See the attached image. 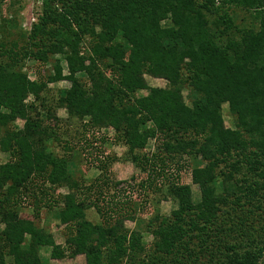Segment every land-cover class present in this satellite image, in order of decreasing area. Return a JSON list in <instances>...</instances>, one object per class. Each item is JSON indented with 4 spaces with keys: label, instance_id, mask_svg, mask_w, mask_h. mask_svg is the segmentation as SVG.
<instances>
[{
    "label": "trees",
    "instance_id": "1",
    "mask_svg": "<svg viewBox=\"0 0 264 264\" xmlns=\"http://www.w3.org/2000/svg\"><path fill=\"white\" fill-rule=\"evenodd\" d=\"M21 1L0 0V10ZM18 29L15 18L1 19L0 153L10 160L0 164V264H43V248L53 260L84 256L86 264H261L264 0H42L31 30ZM27 61L52 71L32 80ZM147 75L167 87H149ZM61 82L69 87L53 97L50 86ZM224 105L234 128L226 127ZM58 109L83 134L61 133ZM101 130H112L147 173L143 190L177 205L171 214L140 222L128 211L127 183H115L110 195L106 173L90 185L76 176L79 136L83 155L106 170L103 147L85 146L87 133ZM186 157L205 163L191 172L197 203L183 182ZM40 182L48 193L67 190L55 210L64 245L21 216L26 195L36 200V217L39 204L56 208ZM91 209L101 224L87 218Z\"/></svg>",
    "mask_w": 264,
    "mask_h": 264
},
{
    "label": "rangeland",
    "instance_id": "2",
    "mask_svg": "<svg viewBox=\"0 0 264 264\" xmlns=\"http://www.w3.org/2000/svg\"><path fill=\"white\" fill-rule=\"evenodd\" d=\"M41 6H42V0H22L21 3L15 7H11L9 5L4 4V6L0 10V22L1 19L7 18L12 19L15 18L18 22L19 29L18 31L22 32H29L31 30V27L33 23L37 21L38 15L41 12ZM17 31V32H18ZM17 35L16 31L13 32ZM0 38H2V33L0 32ZM65 66V64H63ZM50 70L52 71V67L50 65H42L38 62L33 61H27L26 65L24 67V71L28 72L32 80H40L45 79V77L50 73ZM146 82L148 83L149 87H159V88H166L167 82L161 79H156L151 76L145 77ZM51 90L53 93V97H55L58 93V91L61 89H66L69 87L68 82H61L56 85H51ZM141 96L147 95L146 91H142L139 93ZM41 112H43V109L39 108ZM223 114L226 122V127L228 128H234V121L233 117L230 115L229 107L228 105H224L223 108ZM55 115L58 119H61L62 122H57V125L61 128H59L60 132L66 133L67 135H73L77 132H81L83 134L82 129L80 127L74 126L72 124H69L67 121V114L64 110L58 109L55 112ZM45 116V115H44ZM48 118V123H54L56 120L50 116L44 117ZM18 126L22 127L23 122H18ZM65 135V134H64ZM70 136L65 137L64 139L67 141ZM81 141L77 144L78 149L77 152H75L76 155V165H75V173L76 176L80 179H84L86 181L87 185L93 184L98 180V178L102 177L106 173V177L108 179L109 187L103 186V188L106 187L105 191L108 192L110 195H113L115 192L112 188L113 185L117 182H125L127 183L125 186H122L125 188L127 192V197L131 196V209H128L129 212H133V215H135L140 222H143L144 220L150 219L153 217V214H156L157 212H160L162 215H169L173 210L176 209L177 205L173 203L171 200H167L166 197L159 196L154 197L151 193H149L146 190H143L140 186L142 181H146L148 178L147 173L143 172L139 168H137L128 158L127 148L123 145L121 142H117L114 140V132L112 130H101L98 133H87L86 137L89 140L87 145V149H92L97 146L103 147L104 154H99L101 157L99 158L100 161H103V163L108 162L106 170L101 168V163L96 162L92 164L90 162V157L83 155L82 145L84 144V141L81 136H79ZM106 139L105 143H102V139ZM76 140H74L73 144L76 145ZM102 143V144H101ZM89 145V147H88ZM95 146V147H92ZM49 147L51 150H54L56 152H62L61 148L58 147L55 143L49 142ZM155 141H151L149 145L147 146V152L154 153L156 152L155 149ZM85 154V153H84ZM97 155V152L94 154V156ZM10 160V156L7 154L0 153V164H4ZM184 160L187 161V171H184L183 176V182L184 184H188L192 187L193 194H194V201L197 203L200 200V190L199 187L194 185L192 183V177L191 172L195 167H203L205 166V163L198 159L196 161L184 158ZM183 160V161H184ZM186 165V166H187ZM39 185L43 188L44 193H48L49 186H44L41 182ZM132 187V188H131ZM121 189V187H120ZM119 191V189H118ZM95 191H93L94 193ZM67 193L66 189H59L57 192H49L46 198V201L51 204L52 206H55V209L48 208L45 206L44 203L39 204L40 215L39 217H36L35 212V206L37 205L35 203V198L33 196H24V199L20 202L21 206V216L23 218L27 219H33L36 224H38L41 228L45 229L46 231L53 234L56 242L60 245H64L65 241L67 239V231L64 225H62L57 219H56V212L58 210V207L60 206L59 200L60 198ZM36 194H38L39 197L44 196V194L41 193V190H36ZM127 197H125L123 200L126 201ZM161 197V198H160ZM120 207V206H119ZM128 207V206H127ZM121 208V207H120ZM119 208V209H120ZM131 212V214H132ZM87 218L92 221L94 224H101L102 220L99 217L98 213L91 209L87 212ZM145 222V221H144ZM126 225L129 229H134L135 222L133 221H127ZM143 241L145 245H148L152 241V237L148 233H143ZM41 258L43 261V264H86V260L84 256H79L75 259L66 258L64 260H53L51 258V250L48 248H43L41 250ZM9 260V259H8ZM261 264H264V259L261 261Z\"/></svg>",
    "mask_w": 264,
    "mask_h": 264
}]
</instances>
